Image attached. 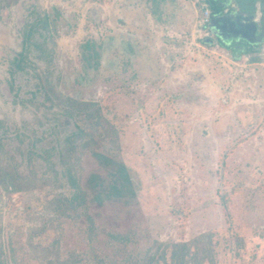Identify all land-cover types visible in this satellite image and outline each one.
<instances>
[{
  "label": "rangeland",
  "instance_id": "obj_1",
  "mask_svg": "<svg viewBox=\"0 0 264 264\" xmlns=\"http://www.w3.org/2000/svg\"><path fill=\"white\" fill-rule=\"evenodd\" d=\"M7 2L0 5L5 264H175L172 247L183 243L188 256L197 254L185 264H264V39L234 56L201 25L197 0H165L157 13L152 0ZM52 5L76 22L69 31L60 26L52 80L64 95L94 102L99 115L82 122L73 148L58 106L14 103L5 82L29 10ZM87 39L102 47L99 66L86 72ZM22 84L30 96L31 83ZM123 165L135 194L112 191ZM5 175L18 177L16 185L3 183ZM73 183L84 200L70 202Z\"/></svg>",
  "mask_w": 264,
  "mask_h": 264
},
{
  "label": "trees",
  "instance_id": "obj_2",
  "mask_svg": "<svg viewBox=\"0 0 264 264\" xmlns=\"http://www.w3.org/2000/svg\"><path fill=\"white\" fill-rule=\"evenodd\" d=\"M165 0H152V12L157 13L159 4ZM212 14H220L224 12L225 6L222 5V0H208ZM1 6L9 5L7 0H0ZM162 12L163 10L160 9ZM65 24L66 31L73 29L76 22L68 20L62 8L57 5H52L51 8L41 10L37 6H33L27 15V19L21 29V49L11 50L8 56V77L6 78V86L14 103L21 105H29L49 101L51 106H58L60 112L58 116L63 117L64 127L69 126L70 134L65 137L71 148L77 143L78 137L85 131L82 122L99 118L98 112H92L94 102L81 101L77 98L64 95L57 91L52 77L54 66L57 57V37L60 34V26ZM222 46L230 48L235 53L234 56H239L238 52L251 53L255 51V46L260 42L251 43L248 40L241 42H226L219 41ZM101 44L96 40L87 39L80 44V54L84 71H89L91 68L98 67L99 58L101 56ZM22 80L31 83L32 89L28 90L30 96L22 94ZM27 93V94H28ZM62 126V127H63ZM68 128V127H67ZM119 181L113 184L112 191L116 193L126 194L131 192L135 194L131 188L132 180L127 171L126 166L119 167ZM16 176H3V183L6 185H16ZM75 191L69 198L70 202L84 200V194L77 185L73 183ZM227 208V204L225 205ZM172 260L175 264H185L188 259L191 260L197 256L193 254L188 256L189 244L183 243L172 247ZM189 257V258H187ZM187 259V261H186ZM0 264H5L3 252L0 250Z\"/></svg>",
  "mask_w": 264,
  "mask_h": 264
},
{
  "label": "flooded vegetation",
  "instance_id": "obj_3",
  "mask_svg": "<svg viewBox=\"0 0 264 264\" xmlns=\"http://www.w3.org/2000/svg\"><path fill=\"white\" fill-rule=\"evenodd\" d=\"M222 5L225 6L224 12L212 14L211 17V20H216L219 25L218 30L214 29L219 41L224 40L228 43H236L246 40L235 37H231L229 40L225 38L232 35L237 29L248 26L247 23L249 21L247 18L250 16H253V20L257 22V29L254 36L257 42L264 39V0H222ZM257 12L261 13V15L258 16ZM219 32L223 33L224 36L217 35Z\"/></svg>",
  "mask_w": 264,
  "mask_h": 264
},
{
  "label": "water",
  "instance_id": "obj_4",
  "mask_svg": "<svg viewBox=\"0 0 264 264\" xmlns=\"http://www.w3.org/2000/svg\"><path fill=\"white\" fill-rule=\"evenodd\" d=\"M247 20L249 21V23H247L248 26L242 27L243 29L242 28L237 29L236 31L233 32L232 35L227 36V38H225V39L229 40L231 37H235V38L246 39V40H248L251 43L257 42V39L254 37L256 29H257V22L253 20V16L248 17ZM209 27H211L213 30L214 29L215 30L219 29V25H218L216 20H211L210 24H209ZM217 35H219L221 37L224 36L223 33H221V32L217 33Z\"/></svg>",
  "mask_w": 264,
  "mask_h": 264
},
{
  "label": "built area",
  "instance_id": "obj_5",
  "mask_svg": "<svg viewBox=\"0 0 264 264\" xmlns=\"http://www.w3.org/2000/svg\"><path fill=\"white\" fill-rule=\"evenodd\" d=\"M197 1L201 3V7L203 10L201 25L204 27H209L212 17V10L209 6V2L208 0H197Z\"/></svg>",
  "mask_w": 264,
  "mask_h": 264
}]
</instances>
